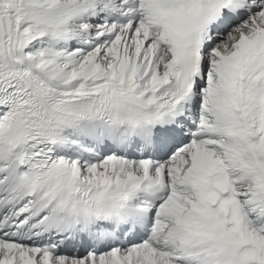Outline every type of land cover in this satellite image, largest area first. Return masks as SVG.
<instances>
[{
    "label": "snow or ice",
    "instance_id": "obj_1",
    "mask_svg": "<svg viewBox=\"0 0 264 264\" xmlns=\"http://www.w3.org/2000/svg\"><path fill=\"white\" fill-rule=\"evenodd\" d=\"M0 264H264V0H0Z\"/></svg>",
    "mask_w": 264,
    "mask_h": 264
}]
</instances>
